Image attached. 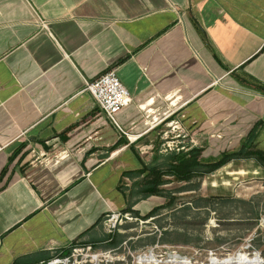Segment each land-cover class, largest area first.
I'll return each mask as SVG.
<instances>
[{"label": "crops", "instance_id": "0c3cea01", "mask_svg": "<svg viewBox=\"0 0 264 264\" xmlns=\"http://www.w3.org/2000/svg\"><path fill=\"white\" fill-rule=\"evenodd\" d=\"M110 68L131 95L116 123L85 90ZM171 120L205 160L264 150V0H0V264L103 246L108 212L162 204L136 171L165 164Z\"/></svg>", "mask_w": 264, "mask_h": 264}, {"label": "rangeland", "instance_id": "374dc122", "mask_svg": "<svg viewBox=\"0 0 264 264\" xmlns=\"http://www.w3.org/2000/svg\"><path fill=\"white\" fill-rule=\"evenodd\" d=\"M177 132L169 139L188 147ZM238 156L190 181L165 176L161 188L174 203L146 219L122 218L118 243L95 247L101 254L79 264H264V157Z\"/></svg>", "mask_w": 264, "mask_h": 264}, {"label": "built area", "instance_id": "2783aa9c", "mask_svg": "<svg viewBox=\"0 0 264 264\" xmlns=\"http://www.w3.org/2000/svg\"><path fill=\"white\" fill-rule=\"evenodd\" d=\"M38 24L47 29V21L43 18L37 17ZM85 90L88 91L98 102L100 107L104 110L106 115L111 118L115 123V114L121 110L123 107L127 106L131 102V95L127 88L122 84V82L117 77L115 70L110 68L106 70L104 73L99 75L97 78L86 81ZM171 114H164V117L159 120L160 123L165 118H168ZM167 128L162 132L163 141L159 144V151L166 152L167 150H188L189 147H185L182 140H173L169 139V134L174 131H178L176 133V137H186V133L181 128L180 124L177 120H171L167 123ZM127 134L126 131H123ZM128 136V134H127ZM129 137V136H128ZM190 143L192 145L196 144V140L190 138ZM138 151L145 162V158L143 155H146L149 151L153 152L154 146L151 145H139ZM66 151L63 154H56L53 158L47 157L46 154L40 153L39 156H42L40 159L35 156L31 161L32 164H43L48 165L51 163H56L58 159L64 155H66ZM46 156V157H44ZM44 157V158H43ZM130 212H120V211H110L105 215L103 224L107 233H113L115 230L119 228L122 224V218H130ZM85 252V253H83ZM101 252L95 249L91 244L87 245H78L72 248V251L67 255H55L49 260H47L44 264H79L80 261H84L87 258L96 259ZM78 257L81 260H78ZM92 260V259H90Z\"/></svg>", "mask_w": 264, "mask_h": 264}, {"label": "trees", "instance_id": "16d2710c", "mask_svg": "<svg viewBox=\"0 0 264 264\" xmlns=\"http://www.w3.org/2000/svg\"><path fill=\"white\" fill-rule=\"evenodd\" d=\"M202 150V147H191L186 151L174 150L170 153V155H168L163 166L160 164L143 165L136 171L138 174L145 173L143 178L140 180L141 192L145 196H164L167 198V202L153 207L150 211L143 215H139L137 211L130 210V207H127L124 211L130 210L136 217L141 216L142 219H146L155 215L160 209L172 205L176 197L161 188V186L167 182L165 176H169L175 181H190L194 177H202L214 172L220 166L226 164L230 159L239 157L238 155L241 154H252L253 156L264 157V150L251 148V144L249 143L241 145L235 152L224 151L213 160L203 159L201 157ZM118 235L119 234L117 232H114L112 235H108L104 245H116L118 243ZM75 246L77 245H72L70 248L63 250L60 254H69ZM97 246L99 245L94 244V247Z\"/></svg>", "mask_w": 264, "mask_h": 264}]
</instances>
